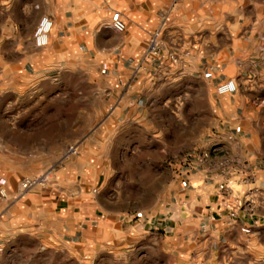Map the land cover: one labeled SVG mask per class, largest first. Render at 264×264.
Wrapping results in <instances>:
<instances>
[{
  "label": "crops",
  "instance_id": "obj_1",
  "mask_svg": "<svg viewBox=\"0 0 264 264\" xmlns=\"http://www.w3.org/2000/svg\"><path fill=\"white\" fill-rule=\"evenodd\" d=\"M116 11L124 31L111 26ZM43 16L53 28L38 46ZM158 29L161 51L152 54ZM263 35L264 0H0L1 238L17 220L58 241L112 234L131 208L126 179L172 188L179 172L184 193L162 231L264 252ZM228 79L238 90L218 93ZM178 143L194 153L173 159ZM187 156L190 167L173 164ZM223 157L239 161L228 196L208 166ZM47 170L45 185L21 191ZM254 187V216L232 217Z\"/></svg>",
  "mask_w": 264,
  "mask_h": 264
},
{
  "label": "rangeland",
  "instance_id": "obj_2",
  "mask_svg": "<svg viewBox=\"0 0 264 264\" xmlns=\"http://www.w3.org/2000/svg\"><path fill=\"white\" fill-rule=\"evenodd\" d=\"M188 149L180 143L173 144V159L185 157L189 151L194 153L195 148ZM187 157L186 163L174 160L173 164L190 167L194 158ZM130 180L141 181L139 178ZM142 180L151 183L153 178ZM172 180V188L164 187V181L163 186L141 188L128 186L126 179L124 185L129 188L131 208L124 213L122 227L112 234L102 232L80 241H58L38 235L35 230H21L19 221H13L8 227L13 234L7 239L1 238L4 234L0 236V264H264V252L240 250L235 254L227 245L212 242L209 237L202 240L189 234L182 238L143 227L145 217H159L183 195L182 188L177 185L182 180L179 172H174ZM110 181L114 185L121 183L117 177ZM4 230L3 227L2 232Z\"/></svg>",
  "mask_w": 264,
  "mask_h": 264
},
{
  "label": "built area",
  "instance_id": "obj_3",
  "mask_svg": "<svg viewBox=\"0 0 264 264\" xmlns=\"http://www.w3.org/2000/svg\"><path fill=\"white\" fill-rule=\"evenodd\" d=\"M111 26L117 31H124L126 29V23L122 19L120 12L116 11L112 14V23ZM53 28V21L48 16H43L39 23L37 24L34 31V40L36 45L45 46L49 43L50 33ZM161 30L158 29L152 35L149 52L152 54H158L161 51V40H160ZM261 40L263 43L260 46L261 51L264 53V35L261 36ZM174 62L178 61L177 57L172 58ZM238 90V84L234 79H228L220 83L217 86V91L220 94H231L235 93ZM68 155H75L78 153L77 145H69L67 150ZM209 157V154H202L201 160H205ZM239 161L236 158L223 157L220 159H216L211 161L208 166L210 171H217L224 177V181L218 184L219 191L225 195L232 194V188L229 186V178L233 174V165L238 164ZM250 177L243 178L244 182H248ZM49 181V173H43L38 176L30 177L24 179L20 183V189L22 192H26L37 185H45ZM258 188L254 187L249 189L245 195L236 202V207L232 209L231 215L234 218L244 217V218H252L256 212V200L254 191H257ZM2 195H5L4 191H0ZM168 214L163 213L159 217H145L143 222L145 225H149L150 228H154L157 230H164L167 228V220Z\"/></svg>",
  "mask_w": 264,
  "mask_h": 264
}]
</instances>
